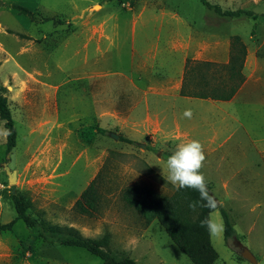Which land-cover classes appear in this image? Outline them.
I'll use <instances>...</instances> for the list:
<instances>
[{"label": "rangeland", "instance_id": "rangeland-1", "mask_svg": "<svg viewBox=\"0 0 264 264\" xmlns=\"http://www.w3.org/2000/svg\"><path fill=\"white\" fill-rule=\"evenodd\" d=\"M208 1L223 9L264 11V0ZM13 6L30 10L33 17ZM168 10L183 17L185 23L177 25L181 34L201 30L207 14L216 18L208 23L221 21L219 29L205 26L211 40L237 35L252 51L250 33L258 28L257 39L263 35L262 21L220 17L199 0H0V82L8 91L17 134L6 154L0 121V224L15 219L11 194L23 192L34 205L32 212L53 224L90 238L108 233L115 255H128L137 264H191L156 221L144 225L121 199V191L133 184L162 195L175 191L166 180V161L175 150L171 140H177L184 101L149 89L171 79L177 64L169 50L172 21L159 13ZM110 133L132 143L114 140ZM5 163L15 172L12 185ZM218 163L217 171L202 172L220 207L210 216L223 221L220 209L226 211L234 234L228 240L223 233L210 235L218 255L214 264H251L240 256L243 248L256 264H264V162L228 156ZM94 178L97 210L92 216L78 214L74 203ZM130 237L138 244L126 250ZM0 264L101 260L82 248L33 240L17 220L10 232L0 234Z\"/></svg>", "mask_w": 264, "mask_h": 264}, {"label": "crops", "instance_id": "crops-1", "mask_svg": "<svg viewBox=\"0 0 264 264\" xmlns=\"http://www.w3.org/2000/svg\"><path fill=\"white\" fill-rule=\"evenodd\" d=\"M159 13L168 15V19L172 21L173 33L169 50L176 55L177 64L171 79L160 87L149 89L182 98L183 112L191 109L193 113L191 119L182 116L181 127L176 125L177 140H171L175 143L174 147L183 142L198 140L206 156L201 172L217 171L218 162L228 156L261 158L264 162V61H261L264 59V52H259L264 50V29L261 39H257L258 28L250 33L249 39L256 45L252 51L241 39L246 47L242 69L244 80L230 99L181 96L179 92L183 83L187 91L195 94L219 87L222 90L228 89L224 85L227 78L224 66L229 62L230 38L237 35H229L224 42L217 35H214L213 40L207 38L205 26L217 29L221 26V21L216 24L208 23L207 20L216 22V18L207 14H203L201 18V30L181 34L177 25L185 23L183 17L173 10ZM140 15L141 13L137 17ZM254 15V20L262 21L264 25V11ZM193 18L199 21L198 18ZM132 88L138 89L135 84H132ZM126 97L129 98L128 95ZM125 101L130 100L125 98ZM152 130L156 133L158 125ZM211 157L215 160L209 161ZM252 165L255 169L258 168L255 162Z\"/></svg>", "mask_w": 264, "mask_h": 264}, {"label": "trees", "instance_id": "trees-1", "mask_svg": "<svg viewBox=\"0 0 264 264\" xmlns=\"http://www.w3.org/2000/svg\"><path fill=\"white\" fill-rule=\"evenodd\" d=\"M208 10L213 11L220 17L228 19L253 18L255 15L246 9H223L218 4H212L208 0H199ZM18 14L33 17V12L13 6ZM246 57V47L239 36L230 38V57L226 68V81L228 88L220 87L198 94L186 90L184 83L180 90L181 96H190L202 99L228 100L230 99L244 80L242 74L243 64ZM210 65V64H206ZM7 88L0 82V121L6 131L5 151L9 154L15 147L16 130L11 117V111L7 99ZM119 140L132 143L131 140L119 135ZM207 190L210 195L211 186L207 182ZM213 196V195H212ZM98 192L96 178L82 191L74 203V210L81 215L92 216L97 210ZM122 201L134 209L144 225L148 226L156 221L165 231L172 243L182 252L191 264H214L218 258L213 249L208 231L200 226V221L219 209L215 210L198 207L195 211L189 208V203L199 199V193L191 189L175 191L171 195H162L146 185L133 184L121 191ZM11 202L16 213L14 220L0 224V234L10 232L17 220H21L33 235V240L41 241L47 245L76 247L86 250L92 256L101 260V264H137L128 255H115L110 250L111 238L105 233L100 238L83 236L79 230L71 226L53 224L46 220L40 212L34 214V205L26 193L18 192L11 194ZM225 230V240L234 234L233 225L226 211L220 209Z\"/></svg>", "mask_w": 264, "mask_h": 264}, {"label": "clouds", "instance_id": "clouds-1", "mask_svg": "<svg viewBox=\"0 0 264 264\" xmlns=\"http://www.w3.org/2000/svg\"><path fill=\"white\" fill-rule=\"evenodd\" d=\"M191 109L183 112V117L192 118ZM206 159L203 146L198 140H190L180 143L166 161L167 182L171 183L177 190L191 189L199 193V199L189 203V208L195 211L198 207L215 210L218 207V201L210 195L207 190V180L201 169ZM200 226L205 228L209 235L220 236L225 226L222 220L217 221L211 216H207L200 221ZM138 244L136 237H130L125 245L127 250L129 246Z\"/></svg>", "mask_w": 264, "mask_h": 264}, {"label": "water", "instance_id": "water-1", "mask_svg": "<svg viewBox=\"0 0 264 264\" xmlns=\"http://www.w3.org/2000/svg\"><path fill=\"white\" fill-rule=\"evenodd\" d=\"M109 136L113 138L114 140L119 139V135L115 133H110ZM2 168L8 177V183L10 185L14 184L15 183V172L14 171L10 172L6 163L2 165ZM240 256L246 259L247 261H249L251 264H256L255 258L251 255V253L247 249L243 248V250L240 253Z\"/></svg>", "mask_w": 264, "mask_h": 264}]
</instances>
